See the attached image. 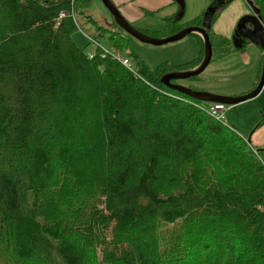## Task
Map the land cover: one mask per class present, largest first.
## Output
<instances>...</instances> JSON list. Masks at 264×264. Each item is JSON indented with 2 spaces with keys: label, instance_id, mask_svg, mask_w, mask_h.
Here are the masks:
<instances>
[{
  "label": "trees",
  "instance_id": "obj_1",
  "mask_svg": "<svg viewBox=\"0 0 264 264\" xmlns=\"http://www.w3.org/2000/svg\"><path fill=\"white\" fill-rule=\"evenodd\" d=\"M229 1L188 22L166 16L160 31L133 25L160 38L205 26L221 60L250 43L213 30ZM251 1L264 27V0ZM71 5L0 0V264H264L259 152L211 101L161 81L204 50L151 67L116 21L89 16L125 67L79 47ZM200 78L175 83L201 89Z\"/></svg>",
  "mask_w": 264,
  "mask_h": 264
},
{
  "label": "rangeland",
  "instance_id": "obj_2",
  "mask_svg": "<svg viewBox=\"0 0 264 264\" xmlns=\"http://www.w3.org/2000/svg\"><path fill=\"white\" fill-rule=\"evenodd\" d=\"M85 1H87L88 4L82 5V12H76V21L79 23L80 28L77 26L78 28L72 33V36H74L79 47H84L89 52V54H94L96 51L94 44L86 35L83 34L85 30L88 34L93 35V38H96V24L89 18L91 17L92 20H95L108 29L114 24L112 21L108 22L111 20L112 15L109 13L108 9L104 7L102 0ZM216 2H218L216 4L217 6L221 4L220 0H217ZM253 12L254 10L248 1L232 0L224 9L221 10L219 13V18L213 24L212 28L219 33L222 32L227 34L230 38H232L233 35L236 34V31L238 30L237 27L240 25V23L246 18L251 17ZM185 18H187L186 15ZM127 35L131 39L130 47L134 52L140 53L142 57L148 61L151 67L156 66L159 63L162 64L166 62L180 65V63H183L180 61L184 56H187L189 59H191L190 57L195 51V44L191 43L193 39L196 38L193 36V34L185 36L182 39H179V41L166 42V44L163 45L146 44V42L135 39L131 34L127 33ZM101 39L107 45L106 37L101 36ZM107 48L114 50L117 49L115 47L109 46ZM261 52L262 50L258 47L257 43L251 41V43H249L244 50L239 51L237 56L232 59L233 61H231V65H228L227 67L222 66V62L218 66L219 60L214 59L204 70L205 72L203 73V76L207 79V81L204 83L200 81L203 89L206 91L216 90L220 92H235L240 88H246L249 85L250 79L253 78V66H255L254 61L257 60V56L258 59H260ZM201 85L199 86L202 88ZM263 90L264 86L261 91L262 95L259 93L245 102L242 101L244 104H246L252 100L246 110H250V108L255 105L259 111V108H264ZM242 102L240 104H243ZM229 106L231 108L233 105L228 104V107ZM250 114L251 111L249 115ZM263 114L261 113V115ZM257 150H259L260 156L263 157L264 147Z\"/></svg>",
  "mask_w": 264,
  "mask_h": 264
},
{
  "label": "crops",
  "instance_id": "obj_3",
  "mask_svg": "<svg viewBox=\"0 0 264 264\" xmlns=\"http://www.w3.org/2000/svg\"><path fill=\"white\" fill-rule=\"evenodd\" d=\"M114 1L117 7H119L122 14L125 15L124 17L130 20L132 24H135L137 27L139 26L143 28V30H146V32L152 33V31H156V30L160 31V30L165 29L167 25V21L165 18L166 16L172 15L173 17L175 16L177 18H181L182 19L181 22L182 21L188 22L192 20V18L195 15L201 13L206 7L211 5L210 2L212 0H114ZM185 15L187 16V18H185ZM111 21L112 20L108 22H111ZM185 26L187 27V25ZM194 34L195 35L193 36H195L196 38H194L191 43L195 44V51L193 52V55L190 57L191 59H189V57L187 56H184L180 62H185V61L189 62L193 60L194 57H196L197 55L203 52L204 50L203 38L200 33H194ZM246 47H243V48L240 47L237 51H234V53H231L230 55H226L224 58L218 61V66L221 64V62H222V66H225V67H227L228 65H231V61H233L232 59H234L237 56L240 50H244ZM258 47L262 50L261 57L260 59H258V56H257V60L254 61L255 66H253V71H254L253 78L250 79L249 85L246 88H240L236 90L235 92L233 91L220 92L216 90H212V91L213 92L215 91L217 94H221V95L226 94L230 96H236L238 94H245L249 92V90L254 88L257 85L256 82L260 80L261 70H262L261 66H262L263 57H264L263 55L264 50L259 45ZM203 73H201V78L198 81H194L193 83L194 85L195 84L201 85L200 81H202V83L207 81V79L203 76L204 75ZM201 89H203V86ZM242 101L245 102L244 100ZM242 101L237 102L236 104L231 106V108L230 106L228 107V104L226 103L227 108L225 109V111H226V116H227V122L226 121L225 122L229 124L232 127V129H234L235 131H238L240 135H242L243 137H246V139L250 142L251 146H254L253 147L254 149L257 150L259 148H263L264 147V114H263L264 108L263 107L259 108L260 109L259 111L257 109V106L255 105L252 108H250V110H246V108L249 107L252 100L246 104H244ZM241 102L243 104H240ZM250 111H251V114L249 115ZM260 112L263 115H261ZM257 151L259 152V150ZM260 157L262 159V163L264 164V154H263V157L262 156Z\"/></svg>",
  "mask_w": 264,
  "mask_h": 264
},
{
  "label": "water",
  "instance_id": "obj_4",
  "mask_svg": "<svg viewBox=\"0 0 264 264\" xmlns=\"http://www.w3.org/2000/svg\"><path fill=\"white\" fill-rule=\"evenodd\" d=\"M102 1L104 3V7H106L109 13L112 15L111 18L114 21H116L119 27H121L126 33L131 34L135 39L137 40L139 39L143 42H146V44L163 45V44H166V42L179 41V39H182L185 36L191 35L192 33L201 34L203 38V44H204V54L202 56L203 59L196 66H194V68L167 71V73H165L161 77V81L163 82L164 85L176 88V90L188 94L189 97L191 98L202 99L205 102H209V101L217 102V103L224 102L230 105H234L237 102H240L242 100L245 101L247 99H250V97H253L254 95L260 93V91L262 90L263 85H264V57H263V62L261 66V69H262L261 76H260V80H258V84L245 94H238L236 96H230L226 94L221 95V94H216V92L205 91L203 89L194 90L186 84L175 83L174 79L175 80H181V79H187V78L190 79L194 77L195 75H199L203 73L204 70L207 68V66L210 64L212 60V54L214 52H213V45L210 42L211 40L210 35L208 31L205 29V26H200L198 24H192V26H187V27L184 26L180 28L178 32H176L175 34L173 33L163 38H160L154 35L151 36L143 32L142 30H140V28H136L130 20L124 17L125 15L122 14L119 7H117V5L115 4L114 0H102ZM220 1L221 3L222 2L224 3V0H220ZM246 1H248V3L252 6L254 10L253 15L251 17L255 18V20L259 22L258 27L261 28V30H263V32L261 33L260 41H258V39L256 41H258L259 44L262 43V45H264V40H263L264 27L262 25L263 16L262 14H260L261 9L256 7L253 1L251 0H246ZM217 9H218L217 5L214 6L211 4L209 5V9L207 12L215 13ZM251 17L246 18L240 23V25L237 27L238 30L236 31V34L239 32V30L244 31L243 26L246 25V21H249ZM206 24L207 23H205L204 25ZM248 27L249 25L247 23L246 28ZM249 28L253 31L257 30V28L254 27V25L252 28L251 27ZM236 34H234L232 38H235ZM252 41L256 42L255 39L254 40L252 39ZM258 42L256 43L258 44Z\"/></svg>",
  "mask_w": 264,
  "mask_h": 264
},
{
  "label": "built area",
  "instance_id": "obj_5",
  "mask_svg": "<svg viewBox=\"0 0 264 264\" xmlns=\"http://www.w3.org/2000/svg\"><path fill=\"white\" fill-rule=\"evenodd\" d=\"M74 6V0H73V5H71V15L73 16L74 22L78 24V27L80 28L79 23L76 21V11ZM67 12L62 10L60 12L59 18L67 16ZM84 35H86L94 44L95 48H100L101 49V54L103 57H109L111 60H116L119 61L121 64H123L125 67L128 68H133L132 67V62L131 60L128 59V57L123 55V53L119 49H109L107 48L105 43H103L100 39L98 38H93V35L88 34L85 30L83 32ZM92 55V54H91ZM227 108V104L222 102V103H217V102H211L209 107L206 109L208 113H210L213 117H215L218 121L226 123V111L225 109Z\"/></svg>",
  "mask_w": 264,
  "mask_h": 264
},
{
  "label": "flooded vegetation",
  "instance_id": "obj_6",
  "mask_svg": "<svg viewBox=\"0 0 264 264\" xmlns=\"http://www.w3.org/2000/svg\"><path fill=\"white\" fill-rule=\"evenodd\" d=\"M247 23H248L249 27H251V28L254 25V27H256L257 30L253 31L249 27L246 28ZM246 25L243 26L244 31L239 30V32L235 35V38H233L232 41L235 42L236 44L243 46L247 40L252 41V39L253 40L255 39V41L258 39V41H260L261 33L263 32V30H261V28L258 27L259 22L257 20H255V18L251 17V19H249V21H246ZM258 41H256V42H258ZM258 44H259V42H258ZM174 81L181 82L182 79L181 80H175L174 79Z\"/></svg>",
  "mask_w": 264,
  "mask_h": 264
}]
</instances>
